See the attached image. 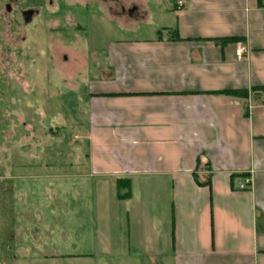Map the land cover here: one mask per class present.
<instances>
[{
	"label": "crops",
	"instance_id": "crops-1",
	"mask_svg": "<svg viewBox=\"0 0 264 264\" xmlns=\"http://www.w3.org/2000/svg\"><path fill=\"white\" fill-rule=\"evenodd\" d=\"M182 2L159 10L147 35L94 49L81 71L83 143L69 162L76 171L61 177L93 191L64 212L76 226L57 237L43 227L42 244L83 251L31 259L95 263L112 254L99 230L113 223V264H264V0ZM118 180L129 183L126 199Z\"/></svg>",
	"mask_w": 264,
	"mask_h": 264
},
{
	"label": "rangeland",
	"instance_id": "rangeland-1",
	"mask_svg": "<svg viewBox=\"0 0 264 264\" xmlns=\"http://www.w3.org/2000/svg\"><path fill=\"white\" fill-rule=\"evenodd\" d=\"M173 3L0 0V264H49L29 256L83 251L42 244L43 227L57 237L67 226H76L78 217L64 212L78 210L83 203L78 197L93 191L61 177L76 171L71 163L80 153L77 145L83 143L77 129L78 116H84L79 96L85 88L81 84L80 91L77 88L83 81L81 71L94 61V49L103 51L109 40L132 32L147 35L149 26L159 25L162 19L159 10ZM132 6L137 10L129 18ZM142 6L147 8L145 13ZM29 9L37 13L25 23L21 12ZM143 16L145 20H140ZM126 23L138 31L121 29L119 24ZM79 220L80 226L93 228V218L80 216ZM99 232L110 246L103 245V252L112 254L92 264H113V223L107 232Z\"/></svg>",
	"mask_w": 264,
	"mask_h": 264
},
{
	"label": "built area",
	"instance_id": "built-area-1",
	"mask_svg": "<svg viewBox=\"0 0 264 264\" xmlns=\"http://www.w3.org/2000/svg\"><path fill=\"white\" fill-rule=\"evenodd\" d=\"M175 6L177 7V9H181V7L183 6V2L182 0H176L175 1ZM247 52V48L245 46H243L242 44H238L236 49H235V57L237 60H241L245 54ZM262 108L264 109V100H263V104H262ZM246 184L249 183V181L247 180L245 182ZM245 183H241L239 186H238V189L239 190H242L245 188Z\"/></svg>",
	"mask_w": 264,
	"mask_h": 264
},
{
	"label": "trees",
	"instance_id": "trees-1",
	"mask_svg": "<svg viewBox=\"0 0 264 264\" xmlns=\"http://www.w3.org/2000/svg\"><path fill=\"white\" fill-rule=\"evenodd\" d=\"M176 1V0H175ZM174 1V2H175ZM233 40V39H230ZM117 189H118V199H126L129 197V183L128 181L124 182L122 180L117 181Z\"/></svg>",
	"mask_w": 264,
	"mask_h": 264
},
{
	"label": "water",
	"instance_id": "water-1",
	"mask_svg": "<svg viewBox=\"0 0 264 264\" xmlns=\"http://www.w3.org/2000/svg\"><path fill=\"white\" fill-rule=\"evenodd\" d=\"M33 16V10H27L22 13V18L25 23L30 22L31 18Z\"/></svg>",
	"mask_w": 264,
	"mask_h": 264
},
{
	"label": "flooded vegetation",
	"instance_id": "flooded-vegetation-1",
	"mask_svg": "<svg viewBox=\"0 0 264 264\" xmlns=\"http://www.w3.org/2000/svg\"><path fill=\"white\" fill-rule=\"evenodd\" d=\"M8 1H11V0H8ZM5 9L7 10V11H9L11 8H10V5H6L5 6ZM29 10H31V9H29ZM24 12V11H23ZM23 12H21V17H22V13ZM35 13H37L36 11H33V14H35ZM23 19V18H22Z\"/></svg>",
	"mask_w": 264,
	"mask_h": 264
}]
</instances>
